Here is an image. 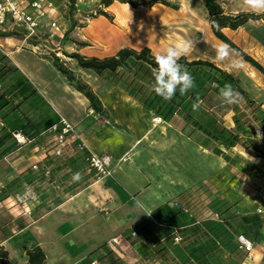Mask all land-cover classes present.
<instances>
[{"label": "crops", "instance_id": "0c3cea01", "mask_svg": "<svg viewBox=\"0 0 264 264\" xmlns=\"http://www.w3.org/2000/svg\"><path fill=\"white\" fill-rule=\"evenodd\" d=\"M125 5L113 2L104 9L114 16V22L98 15L85 25L74 27L62 48L52 47L54 41L46 44L42 37L25 39L19 28H14L10 36L0 37V187L2 180L8 183L7 189L19 185L26 198L20 205L7 198L0 200V248L8 252L4 264H27L26 251L34 245L45 253L43 264H92L96 261L87 253L102 243L114 249L126 264H167L161 263L142 240L127 238L123 233L140 221L152 220L151 212L164 204L156 205L158 194L146 186L148 182L141 174L136 153L140 144L148 143L157 147L158 154L165 159L167 143L172 146L176 139L180 148L181 145L186 148L188 143L195 147L193 141L167 122L153 124V114L137 101L92 70L80 67L76 59L60 58V52H56L63 49L102 58L126 46L137 50L150 48L149 44L138 46L136 36L153 37V34L139 28L137 19L126 25L128 30L124 29ZM74 15L79 23H84ZM96 22L102 27L100 31L91 29ZM69 26L70 21L67 27L57 31V38L63 40ZM157 42L160 41L154 44ZM54 59L89 85L105 113L91 108L87 97L58 69ZM254 59L264 65V58ZM248 74L244 89L259 105V121L254 123L255 137L259 139L257 128L259 132L264 129V74L255 68ZM232 115L225 117L228 127H234ZM62 118L71 124L72 130L61 154L55 155L56 134ZM175 123L180 127V121ZM53 124H58L55 131L49 130ZM12 130L34 136V143L17 148L10 134ZM218 146L220 156L230 157L233 171L245 180L240 187L234 186V181L228 187L218 180L212 182L214 189L223 191L221 196L229 216L249 214L261 208L260 213H264V157L247 154L241 145ZM91 154L109 158L110 176L103 177L90 168L86 158ZM14 205L19 208L17 214ZM28 207L30 216L23 214ZM185 223L179 226H189ZM215 224L210 227L216 232ZM117 236L123 239L109 243ZM231 240H235L234 236ZM216 256L218 260L222 256L227 264H262L264 240L254 242L250 256L241 254L237 262L230 249L219 248Z\"/></svg>", "mask_w": 264, "mask_h": 264}, {"label": "trees", "instance_id": "16d2710c", "mask_svg": "<svg viewBox=\"0 0 264 264\" xmlns=\"http://www.w3.org/2000/svg\"><path fill=\"white\" fill-rule=\"evenodd\" d=\"M114 1L129 4L133 8L138 6L151 8L156 4L170 6L166 0H99V9L96 11V14L102 15L111 21L112 17L104 9L110 6ZM202 3L209 15V27L212 34L221 42L229 44L231 49H233L246 63L254 67L261 74H264V65L244 52L223 31L225 28L236 30L250 21L264 22V13L238 12L231 14L223 10L218 0H202ZM74 5L75 0H70V26L63 35V41L66 40L67 34L72 31L74 27L83 25L74 18ZM87 18H95V13L89 14ZM13 31L14 28L11 30L0 29V37L10 36L14 33ZM79 44L85 45L84 43ZM67 56L76 59L80 67L92 70L113 87L118 88L133 100L137 101L145 109L150 111L153 116H158L162 121L178 127L186 137L197 145L203 148H212L219 144H224L228 147L241 145L244 147L247 154L253 157H264V138L257 139L255 137L254 123L259 121V105L250 98L247 91L241 86L239 79L234 74L218 66L215 62L208 59H189L186 56L182 57L180 63L185 65L192 74L195 87L186 95H180L179 92H177L171 101H166L157 96L153 91L152 68L155 67V62L154 55H152L151 49L147 46L139 50L126 46L119 49L115 54L102 58L95 56L86 57L75 51L67 54ZM54 63L58 69L67 76L68 80L73 83L75 88L87 97L94 111L105 113V109L100 100L88 84L77 79L73 73L65 68L58 60L54 59ZM225 84H230L232 88L239 93V100L237 103L226 104L221 100L219 88L217 86L223 87ZM197 97L200 98L201 104L199 109L194 111L192 105ZM229 113H233L232 120L234 122V127H228L225 124V117ZM175 121L181 122L180 127ZM251 132L253 137L248 135ZM69 134L70 132L67 136ZM24 135L35 141L34 136ZM67 136L65 145L69 142ZM34 141L31 144H33ZM1 191L2 190H0V192ZM183 208H186L188 211L185 212ZM151 217L152 220L145 219L140 221L123 233L127 238H130L131 232H136L138 237L135 239L142 240L151 248L152 245H154L152 248L153 251L165 262L173 261V257L171 258L169 254L170 248L167 243L168 239L170 243L172 242V244H174L173 228L179 229L181 241L187 237L191 238V243L200 242L202 239L204 241V238H206V240L211 239L212 242L221 240L222 243L224 242L225 247L230 249L236 262L241 254H247L245 251L239 249L237 241L238 234L245 235L253 244L254 242L264 240V233L261 232V230L264 229V214H260L259 212L232 215L225 219L213 218L212 220L216 222V225L223 228L221 234L213 231V228L210 227L213 225L212 223L204 219L199 220L194 218L193 214H191L186 206L176 202L173 206L164 203L156 207L151 212ZM185 222H187L189 226L185 225V228L179 226ZM157 228L160 232H157ZM218 234L220 238L217 236ZM212 236L216 240L212 239ZM222 236L223 238H221ZM233 236L235 238L234 241L231 240ZM202 248L205 247L202 246ZM211 248L210 253L204 252L199 256H195V262L193 263L190 259H181L177 260L174 264H211V257H215V253L218 251L217 245ZM194 249L196 250V248ZM191 253L194 254L193 251ZM208 253L210 255H208ZM7 255L8 252L0 248V264H4L3 260L7 258ZM26 255L27 264H43L45 260V253L38 245L29 248L26 251ZM207 255L209 258L206 257ZM219 257H221L219 259L221 262L227 264L222 256ZM217 258L218 256H216V260ZM90 259L93 261L95 260L98 264H126L107 243L100 245L91 252ZM137 264L143 263L139 262ZM262 264H264V262H262Z\"/></svg>", "mask_w": 264, "mask_h": 264}, {"label": "rangeland", "instance_id": "374dc122", "mask_svg": "<svg viewBox=\"0 0 264 264\" xmlns=\"http://www.w3.org/2000/svg\"><path fill=\"white\" fill-rule=\"evenodd\" d=\"M49 1L53 2L55 6L58 4L57 20L60 25L59 30H62L69 25L70 0ZM166 1L172 7L156 4V6L154 5L151 8L143 6L133 8L129 4L125 5L124 29H127L126 25L133 19H137L139 21V28L151 31L153 34V37L148 34L140 35L139 37L136 36V38L134 37L138 41V46L149 44L152 54L155 55L157 52H163L168 46L178 43L182 39H189L193 42V47L186 55L187 58L213 59L218 66L234 74L244 88V84L247 82L246 76H248L249 71L251 69L254 70V68H251L235 51V59L239 61V67H233L228 62L220 63L215 60L213 46H218L221 41L217 39L210 30L209 15L203 6L202 0ZM218 2L226 13L254 12L243 4V0H218ZM98 3L99 0H75L74 14H77V18L83 20L84 23L81 24L85 25L87 23L90 19L87 18L89 14L95 13V17L98 16V14H96V11L99 9ZM114 3L119 2L114 1ZM110 16L112 17L111 21L114 22V16ZM92 28L100 31L102 27L99 22H96L91 29ZM223 31L250 56L254 58H264V22L250 21L236 30L225 28ZM153 32L157 35H154ZM40 37L45 39V35L42 33ZM158 40L160 42H157V45H155L154 41L156 42ZM51 41H54L51 45L52 47L60 45L62 48V39L55 36L52 40H48L45 43L48 44V42L50 43ZM57 41L58 44H56ZM56 52H60V55H58L60 58H63V56L66 57L67 54H69L68 51L63 49H57ZM173 142V145L171 144L172 146L167 143V157L165 159L161 158L162 156L158 154L159 151L156 149L157 147H151L148 143L140 144V151L136 153L137 163L141 167V174L146 177L148 182L146 186H151V188L154 189L153 191L158 194L156 205L158 206L162 203H172L174 205L175 202L182 204L190 210L194 218L199 220L204 219L212 224L215 223V221L212 220L215 218V214L221 219L229 217V213H227V209L224 205L225 202H223L225 199L221 196V194L223 195V191L219 192L217 189H214L212 182L218 180L227 187L231 185V181H234V186L238 184L239 187L245 182L242 175L235 174L233 171L229 161L230 157H221L218 145L212 148H203L197 146L194 144L195 142H193L195 147H192L190 143H188L186 148L183 145H181L180 148L179 140L175 139ZM160 147L159 149H163L162 146ZM0 178H2V175ZM1 183L2 185L0 188L2 191L0 192V198L2 200L7 198L10 202L13 201L16 205H20L17 199L22 198V194H25V191H19V185L13 187V189H7L8 183L6 185L3 180ZM166 189L167 191H165ZM163 193L165 194L164 196ZM17 195L19 196L17 197ZM27 198L29 197L27 196ZM14 207L16 209L14 214H17L19 208L15 205ZM215 227L217 228L216 232L221 234L223 228L218 227L216 224ZM156 230L160 232L158 228ZM212 239L216 240L213 236ZM190 241L191 238L187 237L176 246H173L172 242L170 243L167 239L168 247L170 248L169 254L171 258L173 257V261L166 263L174 264L177 260L181 259H190L193 263L195 262V256H199L204 252L210 253L211 247L214 245H217L218 249H227L224 242L222 243L221 240H216L218 243L216 241L212 242L211 239L206 240V238H204V241L202 239L200 242L198 241L196 243H191ZM102 244L95 246L87 253V256L91 258V252ZM202 246L205 248H202ZM194 248H196V250ZM192 251L194 254L191 253ZM209 253L208 255H210ZM208 255L206 257L209 258ZM117 256L119 257L118 254ZM211 258L212 260L210 261H212V264H226L218 259L215 260L216 257L212 256ZM159 261H161V263L164 262L161 259Z\"/></svg>", "mask_w": 264, "mask_h": 264}, {"label": "built area", "instance_id": "2783aa9c", "mask_svg": "<svg viewBox=\"0 0 264 264\" xmlns=\"http://www.w3.org/2000/svg\"><path fill=\"white\" fill-rule=\"evenodd\" d=\"M58 6L53 5L48 0H0V29L8 30L13 28H19L24 32L25 39H37L40 38V34L45 35V41L53 39L57 35V31L60 28L56 13L58 12ZM153 124H159L162 119L158 116H153ZM49 130H57V125H53ZM72 130V126L65 119H61V127L56 134L57 147L54 153L59 155L66 143V136ZM15 140L17 148H21L28 144H31L34 140L27 138L21 131L14 130L11 132ZM260 136L264 137V130H260ZM81 148V146H80ZM90 168L94 169L101 176H110L111 167L110 160L107 156H99L91 154L87 159ZM26 198H18V203H23ZM185 212L188 210L183 208ZM257 212H262L258 209ZM23 214L30 216V208H26ZM216 219H220L217 214L214 215ZM132 238H137L136 232H131ZM123 237H113L109 243H118ZM181 241L179 229L173 228V243L178 244ZM237 241L239 249L245 251L247 256H250L253 250L254 244L243 234L237 235ZM154 245H152V248ZM92 264H97L92 262Z\"/></svg>", "mask_w": 264, "mask_h": 264}, {"label": "clouds", "instance_id": "9594fccd", "mask_svg": "<svg viewBox=\"0 0 264 264\" xmlns=\"http://www.w3.org/2000/svg\"><path fill=\"white\" fill-rule=\"evenodd\" d=\"M243 4L254 12H264V0H243ZM193 42L182 39L178 43L168 46L163 52L154 55L155 67L152 68L153 84L155 94L166 101H171L179 92L186 95L195 87V81L187 67L180 63L182 57L186 56L192 49ZM215 60L220 63L228 62L233 67H239L240 63L235 59L234 50L227 43L221 42L213 46ZM219 96L226 104H234L239 100V93L230 84L219 87ZM201 101L197 97L193 103V110H198ZM257 136L260 137L259 128Z\"/></svg>", "mask_w": 264, "mask_h": 264}]
</instances>
